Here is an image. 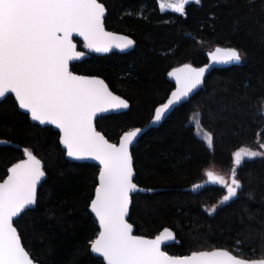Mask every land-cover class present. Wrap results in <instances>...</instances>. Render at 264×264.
Masks as SVG:
<instances>
[{"label": "trees", "instance_id": "16d2710c", "mask_svg": "<svg viewBox=\"0 0 264 264\" xmlns=\"http://www.w3.org/2000/svg\"><path fill=\"white\" fill-rule=\"evenodd\" d=\"M100 2L107 11L105 28L132 38L134 48L91 56L71 65V71L102 78L129 103L125 113L95 123L112 143L148 124L173 89L167 80L172 69L206 64L205 53L216 46L242 54V64L213 70L197 94L132 149L134 183L153 191L132 196L128 221L135 234L153 238L170 229L176 239L164 249L170 255L223 248L246 259L264 258V155L235 166L242 187L228 202L221 203V187L190 190L212 168L228 177L232 153L240 147L264 153V0H200L187 5L184 15L162 13L158 0ZM193 117L212 134V148L197 136ZM0 140L6 142L0 147V182L24 157L25 148L44 166L35 207L14 222L32 259L38 264H103L89 251L98 233L88 212L98 168L68 162L58 133L32 124L12 97L0 102Z\"/></svg>", "mask_w": 264, "mask_h": 264}, {"label": "snow or ice", "instance_id": "6c2138e0", "mask_svg": "<svg viewBox=\"0 0 264 264\" xmlns=\"http://www.w3.org/2000/svg\"><path fill=\"white\" fill-rule=\"evenodd\" d=\"M188 3L189 0H159L161 11L171 9L181 15ZM105 12L100 0H0V98L9 92L14 94L19 108L33 121L58 128L60 144L68 157L91 158L99 163L95 194L89 205L99 225L97 235L89 241L91 252L102 257L103 264H264V258L246 259L223 248L169 255L161 248L162 242L174 237L167 228L154 239L133 235V225L125 217L130 193L140 189L133 182L129 146L142 130L124 132L118 144L106 139L96 130L94 118L98 113L127 108L128 102L114 95L102 79L69 70V62L84 55L76 50L74 33L95 52H108L112 47L123 49L134 43L126 36L105 31ZM208 57L215 64L241 60L235 48L217 47ZM206 68L207 65L193 68L184 64L168 73L175 78L176 89L166 103L155 109L153 123L201 83ZM260 112L264 117V105ZM199 123L197 119V127ZM203 140L213 147L210 132L203 133ZM260 147L264 148V143ZM258 155L264 153L247 147L234 151L230 183L224 176L206 171L210 182L226 188L221 203L235 197L242 187L235 166L245 157ZM24 156L7 169V178L0 182V264H38L14 226V218L36 203L37 186L45 176L42 161L32 151L25 148ZM214 209L215 205L208 211Z\"/></svg>", "mask_w": 264, "mask_h": 264}, {"label": "water", "instance_id": "95a60500", "mask_svg": "<svg viewBox=\"0 0 264 264\" xmlns=\"http://www.w3.org/2000/svg\"><path fill=\"white\" fill-rule=\"evenodd\" d=\"M189 2H191V3H196L195 0H190ZM106 15H107V11L105 12V15H104V18H103V26H104V29H105V31H107V32H112V31H109V30H107V29L105 28L104 20H105V18H106ZM112 33L116 34L117 36H126V37H128L129 39H131V40L133 41V39L130 38L129 36H127V35H124V34H121V33H117V32H112ZM72 39H73V43L76 44V50H77V51H81V52H83L84 55H83L82 57H80L79 59H75V60H72V61L69 62V70H70V71H71V65H73V64H75V63L82 62V61L88 59V58L91 57V56L103 57V56H107V55H110V54H126V53H129L130 51H132L133 48H134V43H133L131 46L125 47V48H123V49H121V48H117V47H112L108 52H95V51H92V50L86 48V47L84 46V40H83V38L80 37V36H78V35H76L75 33L73 34ZM77 41H79V42L82 44V46H83V48H82L81 50L78 48ZM133 42H134V41H133ZM217 47H220V48H230V47L216 46V47H214L213 49H211L210 51H214V49L217 48ZM210 51H207V52L205 53V56H206V58H207V62H206V64H204V65H202V66H198V67H195V66H192V65H191L193 68H200V67H204L205 65H207V68L205 69L204 75H203L202 78H201V83H200L199 85H197L196 88H194V89L189 93V95H188L186 98H183L179 103H177V104H175L174 106H172V107L166 112V114L161 118V120H160L159 122H156V123H153V122H152L153 117H154V115H155V110H154V112H153V116H152L151 120L148 122V124H147L146 126H144V127H142V128H139V129H141L142 131H141L140 133H138V135H137V137L134 139L133 143L129 146V152H130L131 156H132L131 151H132V149L135 147V145L137 144V142L139 141V139H140L144 134H146L149 130L159 128V126H160V125H161V124H162V123H163V122H164V121H165V120L171 115V113H172L176 108H178L181 104L185 103V102L188 101L190 98H192L195 94H197V93L203 88L204 81H205L206 77H207V76H208L213 70L220 69V68H225V67H231V66H239L240 64H242V54L240 53V51H239V53H240V55H241V60H240L238 63H227V64H215V63H210V61H209V57H208V53H209ZM182 66H183V65H182ZM182 66H179V67H177V68H181ZM177 68H174V69H177ZM172 70H173V69H172ZM172 70H171V71H172ZM171 71H170V72H171ZM77 75H78V74H77ZM84 76H85V75H84ZM97 78H99V77H97ZM99 79H102V78H99ZM102 80H103V79H102ZM167 80H168L170 83H172V85H173V89L171 90V92L169 93V95L167 96V98L165 99V101H164L163 103H166V102H167V100H168V98L170 97L171 93H172L173 91H175V89H176V81H175V78H174V77H170V76L167 74ZM103 81H104V80H103ZM104 82H105V81H104ZM105 84L107 85L106 82H105ZM107 86H108V85H107ZM108 88H109V86H108ZM109 90H110V88H109ZM110 91H111V90H110ZM111 92H112V91H111ZM112 93H113V92H112ZM113 94L116 95L115 93H113ZM7 97H12L13 100L15 101V96H14V94H12V93L9 92V93H6L5 97L0 98V102H2L3 100H5ZM122 99H123V98H122ZM124 100H125V99H124ZM15 103H16V101H15ZM16 105H17V109H18L21 113H23V114H25V115L28 116L29 121H30L32 124L37 125V126H39L40 128H51L53 131H55V132L58 133V142H59V145H60L62 151H63L64 154H65V155H64V156H65V159H66L68 162H70V163H76V164H90V165H94V166H96V167L98 168V174H99V163H98L97 161H95V160H93V159H91V158H84V159L76 160V159H73V158L67 156V154H66V150L64 149V146H63L62 144H60V141H59V129H58V128H56L54 125H51V124H43V125H42V124H40L38 121H33L28 113H26L23 109H20V108H19V105H18L17 103H16ZM160 105H161V104H160ZM160 105H159V106H160ZM159 106H157V107H159ZM157 107H156V108H157ZM128 108H129V103H128V107H127V108H123V109H119V110H110V111H108V112L98 113L97 116H96V117L94 118V120H93V124H94L95 128H96V124H95V123H96V121H97L99 118H102V117H105V116H109V115H118V114H121V113H125V112L128 110ZM156 108H155V109H156ZM135 129H136V128H135ZM96 130H97V128H96ZM132 130H133V129H132ZM132 130H130V131H132ZM97 131H98V130H97ZM101 134H102V133H101ZM102 135H103V134H102ZM122 135H123V134H122ZM120 137H121V136H120ZM105 138H106V137H105ZM106 139H107V138H106ZM119 139H120V138H119ZM118 143H119V140H118L117 144H118ZM4 145H6V142L0 140V147H1V146H4ZM24 158H25V156H24L22 159H24ZM38 159H39V158H38ZM245 159H247V157H245ZM132 160H133V158H132ZM17 162H18V161H17ZM17 162H15V163H17ZM11 166H12V165H11ZM11 166H10V167H11ZM42 167L44 168L43 163H42ZM133 172H134V175H133V182H134V179H135V171H134V167H133ZM98 174H97V176H98ZM7 175H8V173H7ZM7 175H6V177H5L4 179L7 178ZM44 179H45V176L41 178V181H40V183H39L38 186H37V191H38L39 187L42 185ZM1 182H3V181H1ZM195 185H200V187L194 189V187H193L194 185H193V186L191 187V189H190L191 192H193V193L198 192V191H200V190H202V189H204V188L210 187V186H217V187H219V186H223V185H221V184H219V183H212V182H210L208 178H207L206 180L202 181L201 183H198V184H195ZM138 189H140V190H137V191H135V192L130 193L129 212H130V208H131V204H132V196H134L135 194H138V193L143 194V195H144V194H151V193H153V191L148 190V189H143V188H140V187H138ZM94 194H95V189H94V192H93V197H94ZM35 204H36V203H35ZM35 204L32 205V206H30V207H29L28 209H26L25 211L33 209V208L35 207ZM89 205H90V203H89ZM25 211H24V212H25ZM24 212H23V213H24ZM88 212L93 216V218H94V220H95V216H94V214L91 213V210H90L89 206H88ZM23 213H22V214H23ZM22 214H21V215H22ZM21 215H20V216H21ZM20 216L14 218V222H15ZM128 218H129V213H128V215L125 217V219L128 221ZM95 221H96V220H95ZM128 222H129V221H128ZM96 223H97V228H98V230H99L98 222H96ZM169 230H170V229H169ZM132 231H133V235H136V234H135V229H134V227H133V230H132ZM170 231H171V230H170ZM161 232H163V230H162ZM161 232H160V233H161ZM171 232H172V231H171ZM160 233H159V234H160ZM172 233H173V232H172ZM18 234H19V233H18ZM159 234H157V235H159ZM173 234H174V233H173ZM157 235H156V236H157ZM156 236H154L153 239H154ZM175 243H176V239H175V235H174V237H173L172 239H169V240H167V241L162 242V244H161V248H162L163 251H165L164 249H165L166 247H169V246H171V245H173V244H175ZM89 251H90V253H91V255H92L93 257L102 260V257H99V256H97L96 254L92 253L91 250H90V248H89ZM169 255H170V254H169ZM102 262H103V260H102Z\"/></svg>", "mask_w": 264, "mask_h": 264}, {"label": "rangeland", "instance_id": "374dc122", "mask_svg": "<svg viewBox=\"0 0 264 264\" xmlns=\"http://www.w3.org/2000/svg\"><path fill=\"white\" fill-rule=\"evenodd\" d=\"M196 118L195 117H193L192 118V120H191V123L194 125V127H195V130H196V134H197V136L199 137V138H201V139H203V131L201 130V128H200V126L199 127H197V124H196ZM211 171H213L214 173H217V174H219V175H221V176H224V178H228L225 174H223V173H221L218 169H216V168H212V169H210ZM205 173H206V171L204 172V176H205Z\"/></svg>", "mask_w": 264, "mask_h": 264}, {"label": "flooded vegetation", "instance_id": "af4514ba", "mask_svg": "<svg viewBox=\"0 0 264 264\" xmlns=\"http://www.w3.org/2000/svg\"><path fill=\"white\" fill-rule=\"evenodd\" d=\"M189 1H190V0H189ZM158 2H159V0H158ZM189 4H191V2H189L188 4H186V5H185V8H186V6L189 5ZM193 4H196V3H193ZM159 7H160V6H159ZM162 13H170V14H174V15H175V14H176V15L179 14V13H176V12L172 11L171 9H165L164 11H162ZM244 159H245V158H244ZM237 166H238V165H237ZM207 178H208V177L205 175V176H204V180H206ZM204 180H203V181H204ZM225 180L228 181V182L230 183V182H231V180H230V175L228 176L227 179L225 178ZM215 187H217V186H215ZM219 187H221V188L224 190V195H226V194H227V192H226V188H225L224 186H219ZM233 198H234V197H233ZM231 199H232V198H231ZM231 199H230V200H231ZM228 201H229V200H228ZM228 201H226V202H228Z\"/></svg>", "mask_w": 264, "mask_h": 264}]
</instances>
